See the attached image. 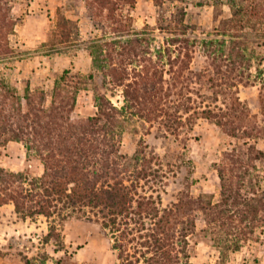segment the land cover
Returning <instances> with one entry per match:
<instances>
[{"label":"rangeland","instance_id":"rangeland-1","mask_svg":"<svg viewBox=\"0 0 264 264\" xmlns=\"http://www.w3.org/2000/svg\"><path fill=\"white\" fill-rule=\"evenodd\" d=\"M100 2L0 0V103L8 95L23 100L29 94L49 107L55 82L70 70L81 82L73 116L93 115L96 96L110 100L120 111L116 134L129 169L126 180L159 209L180 208L192 232L182 245L189 264H264V0H236L248 15L259 5L258 22L243 30L232 28L239 22L232 20L231 0H135L133 8L117 7L121 31L110 37L125 41L140 34L152 56L169 47L174 61L166 55L162 62L145 63L156 73L155 89L146 90L161 105L152 114L142 109L143 117L126 108V87L110 84L92 65L89 43L103 36L98 23L110 24ZM174 7L185 13V22H170L178 15ZM233 36L246 42L248 62H222L219 43ZM175 39L181 43L170 45ZM204 40L215 43L201 46ZM129 70L135 81L140 67L135 63ZM0 169L29 178L44 173L42 161L18 142L0 147ZM138 172L147 178L139 181ZM51 226L59 237H47ZM133 238L132 248L145 252L139 235ZM113 244L96 218L23 219L13 204L0 207V264H122Z\"/></svg>","mask_w":264,"mask_h":264},{"label":"trees","instance_id":"trees-1","mask_svg":"<svg viewBox=\"0 0 264 264\" xmlns=\"http://www.w3.org/2000/svg\"><path fill=\"white\" fill-rule=\"evenodd\" d=\"M134 4L135 0H101L100 8L109 13L104 20L110 24L98 23L104 30L103 36L90 41L88 49L95 70L110 84L125 86L124 97L127 105L129 103L126 108L135 109L134 114L143 117V110L147 109L152 114L161 105L158 95L146 90L149 87L152 91L155 89L153 79L156 73L150 74L145 63L162 62L166 55L167 62L172 65L174 61L169 47L161 50L157 57L152 56L147 47L143 48L144 39L140 34L125 41L112 38L121 31L116 10L125 5L133 8ZM236 5V0H231L232 20L239 22L232 26L234 30H243L245 25L258 22L259 17L255 13L259 8L257 3L250 7L249 15L244 6L237 8ZM178 8L174 7L178 15L170 22L183 21L185 13ZM94 9L91 2L90 17L96 21ZM237 37L219 43L224 49L221 57H226L222 62L229 60L234 65L236 60L248 62L242 48L246 42L236 40ZM183 41L189 42L190 39ZM179 43L181 41L175 39L170 45ZM214 43L204 40L201 46ZM117 48L121 51L117 52ZM135 63L140 70H134L135 81H132L129 69ZM70 74V70H65L55 82L49 107L34 103L29 94L23 100L8 95L4 97L7 100L5 104L0 103V147L10 142L23 143L44 166V173L38 178L0 169V207L13 204L23 219L38 216L58 217L62 221L74 216L96 218L110 233L122 264H139L141 259L143 264H181V256L186 260L185 264H189L182 245H187L186 238L192 232L191 226L182 220L180 208L159 209L152 197L139 196L134 182L126 180L129 169L123 163L126 158L120 154L121 142L116 134L120 111L105 96L99 95L95 97L96 112L93 115L74 117L81 82H75L76 77ZM93 78V75L89 76L90 80ZM203 113L210 115L211 111L205 112L204 109ZM137 159L134 157L133 160ZM137 178L144 180L147 174L138 172ZM221 179L226 181L224 172ZM222 195L224 197V193ZM230 199L227 196L225 201L228 203ZM212 209L218 210L219 206ZM228 211L226 209L222 213ZM256 213L253 208L251 214ZM146 221L152 223L147 225ZM136 224L141 228H136ZM135 233L142 239L141 246L145 252L132 248ZM55 235L58 236L56 228L51 226L47 237ZM26 264L32 263L27 260Z\"/></svg>","mask_w":264,"mask_h":264}]
</instances>
